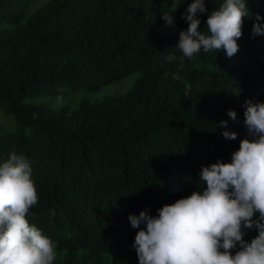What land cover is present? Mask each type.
I'll use <instances>...</instances> for the list:
<instances>
[{
  "label": "trees",
  "instance_id": "trees-1",
  "mask_svg": "<svg viewBox=\"0 0 264 264\" xmlns=\"http://www.w3.org/2000/svg\"><path fill=\"white\" fill-rule=\"evenodd\" d=\"M35 2L0 0V112L17 124L2 131L0 117V161L13 150L29 161L39 200L28 219L55 242L54 264H139L129 215H157L198 191L202 166L230 162L247 135L245 101L264 102V35H253L264 0H246L234 56L201 49L182 69L167 56L181 55L192 0ZM222 2L205 0L200 31ZM135 73L125 92L76 109L25 101L65 84L97 92ZM223 120L236 140L223 136ZM245 231L248 241L258 235Z\"/></svg>",
  "mask_w": 264,
  "mask_h": 264
},
{
  "label": "clouds",
  "instance_id": "clouds-1",
  "mask_svg": "<svg viewBox=\"0 0 264 264\" xmlns=\"http://www.w3.org/2000/svg\"><path fill=\"white\" fill-rule=\"evenodd\" d=\"M176 10L173 6L171 12H163L165 26H173ZM247 10L246 0H223L210 12L206 31H200L199 14L208 9L205 0H192L181 17L189 26L180 31L175 45L181 55L169 54L167 60L178 59L182 69L184 58L201 49H223L231 58L239 50ZM255 19L253 35H264L259 23L264 17L256 14ZM243 107L247 135L230 162L219 159L202 166L198 174L202 187L165 204L157 215L147 211L129 215L130 224L138 229L132 247L139 264H264V102L249 99ZM227 115L233 121L237 118L231 109ZM219 126L226 129V139L238 138L227 120ZM38 200L30 163L13 150L0 161V264H54L55 242L28 219ZM245 230L258 235L245 240Z\"/></svg>",
  "mask_w": 264,
  "mask_h": 264
},
{
  "label": "rangeland",
  "instance_id": "rangeland-1",
  "mask_svg": "<svg viewBox=\"0 0 264 264\" xmlns=\"http://www.w3.org/2000/svg\"><path fill=\"white\" fill-rule=\"evenodd\" d=\"M43 1L44 0H36L35 6H38ZM139 76L140 73H135L123 80L112 82L97 92H91L84 89L75 90L71 84H65L61 86L60 90L56 93H49L45 91L34 92L32 95H28L25 101L44 103L53 111H57L63 106H69L73 109H76L79 107L80 101L83 98L96 100L111 93L125 92L133 85ZM0 117L4 125L2 131H10L17 128V124L15 123L12 116L6 115L4 112H0Z\"/></svg>",
  "mask_w": 264,
  "mask_h": 264
}]
</instances>
